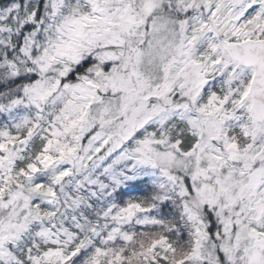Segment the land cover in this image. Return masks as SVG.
<instances>
[{
	"label": "snow or ice",
	"instance_id": "6c2138e0",
	"mask_svg": "<svg viewBox=\"0 0 264 264\" xmlns=\"http://www.w3.org/2000/svg\"><path fill=\"white\" fill-rule=\"evenodd\" d=\"M0 264H264V0H0Z\"/></svg>",
	"mask_w": 264,
	"mask_h": 264
}]
</instances>
